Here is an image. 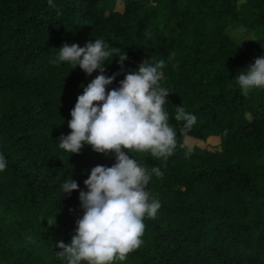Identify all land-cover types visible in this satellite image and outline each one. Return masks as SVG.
I'll use <instances>...</instances> for the list:
<instances>
[{
  "label": "trees",
  "instance_id": "16d2710c",
  "mask_svg": "<svg viewBox=\"0 0 264 264\" xmlns=\"http://www.w3.org/2000/svg\"><path fill=\"white\" fill-rule=\"evenodd\" d=\"M54 2L0 0V152L8 161L0 264H63L55 243L70 241L82 210L78 190L66 195L60 186L70 175L84 189L93 166L115 162L90 145L70 155L56 140L70 131V109L97 72L51 61L62 43L96 37L128 56L123 71L118 57L106 64V75L118 73L107 88L143 59L164 60L166 110L180 105L197 116L185 132L170 115L178 144L166 160L129 150L162 170L147 185L161 208L145 218L142 245L115 264H264V89L245 95L235 82L264 54V0ZM210 136L218 142L206 143Z\"/></svg>",
  "mask_w": 264,
  "mask_h": 264
},
{
  "label": "clouds",
  "instance_id": "9594fccd",
  "mask_svg": "<svg viewBox=\"0 0 264 264\" xmlns=\"http://www.w3.org/2000/svg\"><path fill=\"white\" fill-rule=\"evenodd\" d=\"M47 4L56 7L54 0H47ZM243 40L246 39L241 38L240 44ZM114 57H118L123 71L127 53L105 38L96 37L83 46L62 43L51 61L57 65L66 62L71 69L79 66L86 75L97 72L86 86L82 85L83 91L70 109V131L56 139L59 148L71 155L90 145L93 151L115 158L111 166H93L83 181L84 189L70 175L60 186L66 195L78 190L82 210L70 241L55 243V256L63 264H115L125 261L128 253L142 245L145 218H155L161 208L160 199L151 194L147 185L153 174L159 177L163 172L157 166L146 168L129 150L149 152L152 157L166 160L178 144L170 115L182 122L185 132L197 121V116L183 106L176 105L173 114L166 110L170 92L160 83L164 60L143 59L137 70L125 72L117 87L107 88L118 75L105 74L106 64ZM235 82L245 95L252 89H264V54L241 68ZM191 151L186 148L185 155ZM7 166L6 156L0 152V172Z\"/></svg>",
  "mask_w": 264,
  "mask_h": 264
},
{
  "label": "rangeland",
  "instance_id": "374dc122",
  "mask_svg": "<svg viewBox=\"0 0 264 264\" xmlns=\"http://www.w3.org/2000/svg\"><path fill=\"white\" fill-rule=\"evenodd\" d=\"M119 7H121V5H120L119 3H117V8H119ZM238 29H241V28H239V27H234V28H233V32H234L236 35H238V31H237ZM242 33H244V32H243V31L240 32L239 35L241 36ZM248 39H249V37L247 36L246 40H248ZM218 140H219V137H218V136H210L205 142H206V143H217ZM184 142H185L186 144H194V143H196V144H198V145H200V146H202V145L205 144V142L197 141L196 139L191 138V137H186V138L184 139Z\"/></svg>",
  "mask_w": 264,
  "mask_h": 264
}]
</instances>
